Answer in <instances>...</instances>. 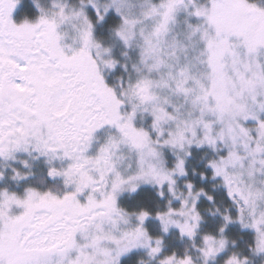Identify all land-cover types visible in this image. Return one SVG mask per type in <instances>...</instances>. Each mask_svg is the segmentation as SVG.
<instances>
[{
    "label": "snow or ice",
    "instance_id": "1",
    "mask_svg": "<svg viewBox=\"0 0 264 264\" xmlns=\"http://www.w3.org/2000/svg\"><path fill=\"white\" fill-rule=\"evenodd\" d=\"M0 264H264V0H0Z\"/></svg>",
    "mask_w": 264,
    "mask_h": 264
}]
</instances>
